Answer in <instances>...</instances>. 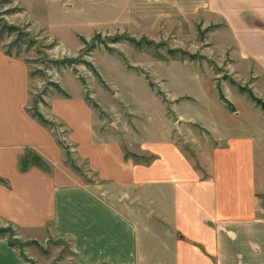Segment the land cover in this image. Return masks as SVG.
<instances>
[{
  "label": "crops",
  "instance_id": "0c3cea01",
  "mask_svg": "<svg viewBox=\"0 0 264 264\" xmlns=\"http://www.w3.org/2000/svg\"><path fill=\"white\" fill-rule=\"evenodd\" d=\"M117 2L115 17L142 31L162 22L178 25L182 33H194L195 22L215 24L212 35L232 69L254 72L257 95L264 100V0ZM0 55L16 74L11 85L0 77V225L34 241H67L74 264H264V142L258 137L231 141L230 148L212 146V175L204 178L169 148L174 162L165 159L160 175L155 164L138 165L123 149L112 158L122 176L102 174L93 164L102 180L117 186L140 182L161 188L160 195L145 197L159 208L162 223L146 212L140 226L137 208L97 193L66 163L53 129L27 110L26 63L1 48ZM40 111L70 127L68 120ZM75 149L92 163L80 145ZM26 159L31 161L24 166ZM158 239L161 249L155 247ZM30 257L0 236V264H30ZM42 262L38 255L34 264Z\"/></svg>",
  "mask_w": 264,
  "mask_h": 264
},
{
  "label": "rangeland",
  "instance_id": "374dc122",
  "mask_svg": "<svg viewBox=\"0 0 264 264\" xmlns=\"http://www.w3.org/2000/svg\"><path fill=\"white\" fill-rule=\"evenodd\" d=\"M117 1L12 0L1 10L8 6L20 9L1 17L26 29L36 40L32 48L23 47L16 56L34 72L29 79L28 107L49 113L52 108L51 113L68 120L70 127L55 119L53 132L65 153L70 149L72 156L76 154L73 169L110 201L137 208L140 226L145 224L146 212L159 224V208L147 203L145 193L160 195V187L140 182L117 186L102 180L100 170L105 175L122 176L112 158L123 149L138 165L155 164L159 174L165 159L174 162L173 152L201 178L209 177L212 146L228 144L230 148L231 141L247 137L264 142V110L257 103L264 104V100L257 95L254 72L232 69L229 55L212 35L215 24L195 22L194 33H182L178 25L162 22L151 31H142L115 17ZM117 35L124 37L113 41ZM11 39L7 37L2 45ZM68 57L75 59L73 66L52 61ZM0 77L9 85L16 77L1 55ZM51 81L58 82L70 98L59 93ZM86 94L98 108L87 103ZM40 96L51 100L53 106L35 103ZM79 145L92 163L78 155L75 148ZM30 161L26 159L23 165ZM66 163L72 164L67 155ZM93 164L100 170L93 169ZM236 200L237 193L233 202ZM6 227L14 232L6 235L7 239L31 255L30 264L38 255L42 264H74L67 241H34L19 237L14 227ZM155 247L161 249L159 239ZM159 248H155L158 253Z\"/></svg>",
  "mask_w": 264,
  "mask_h": 264
},
{
  "label": "trees",
  "instance_id": "16d2710c",
  "mask_svg": "<svg viewBox=\"0 0 264 264\" xmlns=\"http://www.w3.org/2000/svg\"><path fill=\"white\" fill-rule=\"evenodd\" d=\"M11 2H12V0H0V46H3L5 48L4 51L7 55L18 56L20 54L21 50L23 49V47H25L24 48L25 50H29L30 48H32L35 45L36 40L31 38L29 32L26 29L21 28L17 25L9 24L7 21H5L1 17V15L4 13H11V12H15V11L20 9V8L14 7V6H8L7 8L1 10L2 7H4L5 5H7L8 3H11ZM7 37H12L11 41L2 45V43H4V41ZM123 37L124 36L117 35L116 37L113 38V41H118L119 39H121ZM81 40L83 43H85V44L87 43V40L85 38L82 37ZM129 40L136 41L134 38H129ZM52 61L56 64H62L64 66H73L75 64V59L69 58V57L64 58L62 60H52ZM87 63L90 66V68L93 71H95V73H98L97 70L95 69L94 65H92L90 62H87ZM30 74L33 75L34 72H30ZM49 84H51L53 87H55V89L59 93H61L64 97L70 98V94L58 82L51 81ZM42 94L43 95L47 94V89L44 90L42 92ZM222 99H224V101L226 103H228L229 105L231 104L226 98L223 97ZM85 100L94 109L99 107V105L96 102H94V100L87 94L85 96ZM36 102L37 103L38 102L39 103H47L43 96H40L39 99L35 101V103ZM257 103L264 110V104L260 100H257ZM27 110L31 113V115L34 118H36L43 125H46V126L50 127L51 129L56 128V126H57L56 123L54 121L46 118L36 106L31 107V108L28 107ZM126 157H127V154H126ZM37 163L43 167H46V164L42 161L37 160ZM13 233L14 232L12 231L11 228L0 225V236L7 238L6 235L13 234ZM8 243L11 246L18 247V243L16 241H11L8 239Z\"/></svg>",
  "mask_w": 264,
  "mask_h": 264
},
{
  "label": "water",
  "instance_id": "95a60500",
  "mask_svg": "<svg viewBox=\"0 0 264 264\" xmlns=\"http://www.w3.org/2000/svg\"><path fill=\"white\" fill-rule=\"evenodd\" d=\"M66 155H67L68 160L72 163V165H74L75 164V161H74V158L72 156V152H71L70 149H67L66 150Z\"/></svg>",
  "mask_w": 264,
  "mask_h": 264
}]
</instances>
